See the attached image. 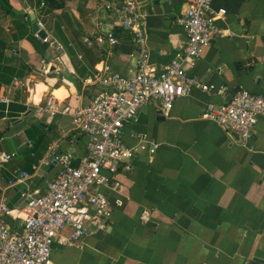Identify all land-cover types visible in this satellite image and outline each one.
<instances>
[{"label":"crops","instance_id":"obj_1","mask_svg":"<svg viewBox=\"0 0 264 264\" xmlns=\"http://www.w3.org/2000/svg\"><path fill=\"white\" fill-rule=\"evenodd\" d=\"M121 1L67 0L49 12L44 2L34 9L38 0H10L13 13L0 9V37L7 46L16 44L15 54L31 67L10 82L2 67L18 63L0 62V198L5 195L9 207L24 204V184H8L13 171L29 172L30 191L41 193L57 170L51 152L78 158L85 151L86 137L73 129L69 116L40 112L44 101L53 97L71 107L86 105L100 90L89 83L98 71L135 73L137 49L126 32L116 44L106 40L116 26L104 5ZM137 1L147 14L149 61L160 71L183 47L185 34L174 20L187 4ZM211 7L224 9L225 16L216 20L219 33L201 56L185 63L187 75L228 92L239 86L264 97V0H212ZM30 12L47 31V41L32 32ZM42 42L48 44L49 60L37 49ZM10 52L7 48L5 54ZM222 101L193 88L168 114L142 106L123 126L122 138L128 146L156 144L154 153L138 152L131 170L113 177L121 187L105 191L112 210L106 228L96 229L92 218L81 246L54 242L53 263L249 264L252 257L264 259V116L243 146L200 118L207 103ZM40 136L44 140L36 143ZM144 209L146 224L139 219ZM4 220L19 229L18 219ZM70 232L65 227L60 235Z\"/></svg>","mask_w":264,"mask_h":264},{"label":"built area","instance_id":"obj_2","mask_svg":"<svg viewBox=\"0 0 264 264\" xmlns=\"http://www.w3.org/2000/svg\"><path fill=\"white\" fill-rule=\"evenodd\" d=\"M184 1L187 9L174 20L184 31L183 47L160 71L149 61L147 14L143 5L137 0L105 3L114 25L125 31L136 45L135 73L125 76L98 71L89 83L97 84L100 90L86 105L71 107L48 97L39 107L48 117L69 116L73 129L86 137L85 151L78 158L69 152H51L57 170L41 193L30 191L29 172L11 173L8 184L19 182L25 186L20 192L24 204L9 207L5 195L0 198V264H54L51 259L54 242L81 246L92 218L96 220V229L106 228L112 210L105 191L121 187L113 177L121 171H130L138 152L148 148L154 153L157 147L153 143L128 146L122 138L123 126L135 119L144 105H153L168 114L174 102L193 88L220 95L222 103H207L200 118L217 124L230 136L236 133L237 141L246 146L258 118L264 116V97L241 89L226 101V87L217 88L187 75L185 63L199 58L218 35L216 20L223 19L225 11L215 12L212 0ZM106 40L110 45L118 43L112 30L106 33ZM5 217L18 219L19 229H11ZM139 219L146 224L149 211L144 209ZM65 227L71 229L67 237L60 235Z\"/></svg>","mask_w":264,"mask_h":264},{"label":"trees","instance_id":"obj_3","mask_svg":"<svg viewBox=\"0 0 264 264\" xmlns=\"http://www.w3.org/2000/svg\"><path fill=\"white\" fill-rule=\"evenodd\" d=\"M67 0H38V4L36 6H34V9H38L39 5L41 2H44L45 6L47 7V11H53L55 9H61L64 7V4ZM0 9H2V11L5 14H11L13 13L12 10V6L10 4V0H0ZM19 25V24H18ZM113 33L116 35L117 38H119V34L122 33V29L119 27H114L113 28ZM5 45V49L1 47V45ZM48 44L45 42H42L40 47H37L39 53L41 54V56L43 58H46L47 60L50 59V57L45 53V50L47 48ZM10 49V53L9 54H5L6 50ZM17 50V45L16 44H11L10 46L6 45V41L0 37V62L1 61H5L6 63H18V67L16 68V65L11 64H7V65H3L2 69H3V73H5V75L8 76V80L13 79V77H24V74L26 72L31 71V67L27 64H25L23 62L22 59H20V57H18V55L15 54V52ZM0 79H2L0 77ZM26 108L25 107H20V111H25ZM41 140H44L43 136H40L38 140H36V143H40Z\"/></svg>","mask_w":264,"mask_h":264},{"label":"water","instance_id":"obj_4","mask_svg":"<svg viewBox=\"0 0 264 264\" xmlns=\"http://www.w3.org/2000/svg\"><path fill=\"white\" fill-rule=\"evenodd\" d=\"M24 8H26V5H24ZM28 17L30 20V24H31V30L32 32H34L36 34V36L43 40L44 38H47L48 33L44 28H41L39 25L38 20L36 19L35 13L30 12L28 13ZM54 66L50 67V70H53ZM38 71V70H36ZM241 90V88L239 86L235 87L234 89H232L231 91L228 92L227 97H226V101H229L231 98V95L237 91ZM30 113V111H26L23 114V117H26L28 114ZM21 122V119L18 121H15V123L13 124H18ZM232 137H234L235 139H238V135L236 133H232ZM249 264H264V259L258 258V257H252L249 261Z\"/></svg>","mask_w":264,"mask_h":264}]
</instances>
